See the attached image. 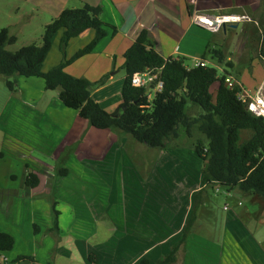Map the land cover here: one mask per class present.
<instances>
[{"label": "crops", "instance_id": "crops-1", "mask_svg": "<svg viewBox=\"0 0 264 264\" xmlns=\"http://www.w3.org/2000/svg\"><path fill=\"white\" fill-rule=\"evenodd\" d=\"M24 1L41 7L39 9L48 13L52 20L68 7L77 9L88 3L101 7L102 20L117 28L115 36L109 34L99 42L92 53L80 58L66 69L70 75L86 78L93 83L100 81L105 75H110L105 85L95 89L92 94L106 111L108 108L115 111L122 103L126 76L123 70L124 55L144 30L148 31L155 49L166 59L194 58L195 62L207 65L210 62V54L206 55L207 51L221 49L226 55V60L233 63V70L237 72L235 78H232L236 86L249 91H252L247 88L249 84L254 85L255 89L264 86V7L261 0ZM20 10L21 8H17V11ZM214 20L218 21L217 25H213ZM63 33L64 30H61L55 37L52 50L54 47L60 50ZM201 34L208 35L206 40L208 42L209 39V42L206 47L204 43L199 46L200 38H203ZM94 37V31L89 30L72 39L65 50L66 57L71 58ZM216 41L223 44L220 45ZM52 50L44 62V72L50 71L64 59L60 50V55L48 61ZM204 55L206 56L203 58ZM55 100L49 105L47 115L54 125L53 128L60 129V142L54 147L44 144L36 145V148L32 146V141L21 142V148L27 147L26 151L30 153L29 158H26L31 163L24 162L25 167L22 169L20 180L15 174H10L11 182L5 186L0 184V208L4 198L6 199L4 209L11 213L7 220L14 227L25 231H30L28 226L31 224L34 235L30 237L37 238L38 243H43L46 239L50 241L52 253L59 249L65 258H71L76 251L88 264H94L88 261L89 255L93 252L98 254L96 264H103L104 260L108 262L107 264H119L118 261L125 258L119 252L122 239L127 245L140 246L139 254L129 258H132L130 264H141L145 259L150 264H157L165 259L181 244L184 228L194 209L192 204L197 189L193 188L188 192L189 206L185 209L179 204V195L164 184L159 173L161 168L155 170L154 167L150 169L144 167L139 168L144 176L143 198L131 202L130 199H126L123 192L122 199V189H118L113 173L130 179L129 175L134 176L138 172L134 165H140L136 163L138 162L136 156L129 157L122 153L121 148L124 146L122 143H126L128 137L119 131L90 127L86 120L80 118L77 111H72L64 107L60 100ZM36 115L38 121L39 115ZM70 144L71 146L77 144V148L74 154L67 157L68 175L58 177L60 183L57 210L60 212V231L57 233L53 231L54 200L51 201L50 198L54 181L50 172L53 167H50V163L55 158L58 159ZM114 147L116 153L113 152ZM0 157H3L2 152ZM153 160L154 162H150V158L142 159L144 165L147 162L156 165L157 159ZM89 162L106 166L108 164V168H103L101 176L95 173V177L89 178L90 170L87 167ZM161 162L165 163V160ZM36 167H39L38 170ZM92 169L95 171L100 168L95 166ZM93 171L91 173H94ZM30 172L38 173L41 178L40 185L35 189L26 186V177ZM88 179L91 180L89 183ZM92 182L94 184H90ZM203 199L205 198H201L199 205L204 202ZM27 216L29 218L27 223L21 225L20 222ZM7 232L15 239L13 249L15 250L16 234L19 231ZM55 234L58 239L57 246L54 247ZM99 238L103 239L102 245L104 242L112 243L110 255L104 253L102 245H96ZM198 240L193 233L189 235L185 244L180 246L174 264H212L193 251L192 248ZM60 243L63 245L58 248ZM208 255L207 259H214L210 256L211 253ZM22 256L31 257L29 254H19V257ZM224 256L223 253L217 255L219 264L225 260ZM6 261H9L7 256L0 254V264H5ZM33 264L38 263L36 261Z\"/></svg>", "mask_w": 264, "mask_h": 264}, {"label": "trees", "instance_id": "trees-1", "mask_svg": "<svg viewBox=\"0 0 264 264\" xmlns=\"http://www.w3.org/2000/svg\"><path fill=\"white\" fill-rule=\"evenodd\" d=\"M264 7V0H261ZM64 30L60 42L63 61L44 72L43 65L52 50L55 37ZM92 30L94 39L84 48L67 58L65 50L69 42ZM117 28L102 20V8L84 3L81 8L65 9L46 27L41 46L29 45L12 52L8 46L17 42L7 28L0 31V79L8 78L10 91H16L17 76L24 78H41L46 90L59 91V100L64 107L78 112L90 127L98 130L119 131L130 135L134 140L153 149L166 150L172 139L179 137L178 131L184 128L187 136L193 139V128L198 124L202 138L193 143L196 155L203 160L202 172L204 185H220L233 192L239 190L249 196L264 199V117L257 116L249 110L248 105L240 98V87H230L227 68H234L231 61L221 49L208 50L212 58L224 67V74L219 75L214 65L189 67L185 58H164L156 49L153 40L144 30L133 45L126 51L125 81L122 90V103L109 113L92 97L95 89L105 85L110 75H105L98 82L86 78H77L66 72L67 67L80 58L92 53L99 42L109 34L115 36ZM204 55L203 58L206 56ZM151 71L159 76L164 88L149 99L151 90L157 82L147 86L136 87L133 77L137 73ZM14 78V81L10 78ZM218 84L216 99L212 87ZM200 110L199 117L191 118L189 107ZM251 135L245 141L242 133ZM63 168L58 177L68 175ZM41 183L40 175L30 172L26 177V186L35 189ZM57 184H54L51 197L54 198L53 231L59 233V216L57 210ZM203 191V190H202ZM198 195H195L197 201ZM53 201V199H52ZM198 202V201H197ZM200 203V202H199ZM198 206V204H197ZM196 207V206H195ZM184 228L181 244L157 264H174L181 245L189 237L195 223L196 208ZM36 229V227H35ZM15 239L0 229V252L14 249ZM33 257H19L17 262ZM98 254L91 253L90 263L96 264ZM141 264H150L147 259Z\"/></svg>", "mask_w": 264, "mask_h": 264}, {"label": "rangeland", "instance_id": "rangeland-1", "mask_svg": "<svg viewBox=\"0 0 264 264\" xmlns=\"http://www.w3.org/2000/svg\"><path fill=\"white\" fill-rule=\"evenodd\" d=\"M81 7L82 5L79 8ZM17 8H21L20 12L17 11ZM39 8L41 7L28 4L24 0H0V31L7 28L12 35L17 37V42L7 47L9 51L15 52L24 46L33 44L41 46L43 44L46 27L52 23L54 19L52 20L48 13L43 12V10ZM201 36L203 38H200L201 42L199 46L204 43L206 47L209 42V39L208 42L206 40L208 35L201 34ZM216 42L220 45L223 44L221 41ZM57 55H60V50L54 47L48 61H51ZM195 60L194 58H189L185 63L187 66L193 67L197 63ZM209 61L207 65H215L219 75L222 76L224 74L222 65L218 64V62L212 58V55H210ZM227 71V77L231 79L232 86L236 88L235 82L232 79L237 75L236 70L227 68ZM14 78L15 77L10 78V80L14 81ZM16 79L17 86L14 92L10 91L7 86L8 78L2 77L0 79V152L3 154V157H0V184L2 186L11 182L9 179L10 174H15L18 180H20L22 169L25 167L24 162L31 163L28 159L30 153L26 151L27 147L24 149L21 148V142H28V140L32 141V146L34 148H36V145L44 144H49L50 147H54L60 142V129L53 128L54 125H52L50 117L47 115L49 114V112L47 113L49 105L54 103L56 101L55 99L59 101V91L46 90L45 83L41 78H24L17 76ZM253 87L254 85L249 84L247 88L252 89V93H260L258 94L260 96L264 94V86L260 89H255ZM217 88L218 84L212 87L214 101L216 99ZM154 94L155 92L151 90V98H153ZM192 106L193 105L189 103V107ZM107 110L109 113L114 112L112 108H108ZM199 113L200 110L197 107H192L189 110L191 118L199 117ZM36 114L39 115L38 121L36 120ZM195 125L196 126L192 129L193 139L187 136L184 128H180L178 131L179 137L177 139H172L166 150L149 148L134 140L130 135L125 134L128 139L126 143H122V145H124L121 148L122 153L129 157L136 156L135 158L138 160L136 163H140V165L132 164L136 167L138 172H136L134 176L129 175L130 179H125V176L122 178V175L119 176L113 173L118 189H122L121 198L123 199L124 192V194H126V199H130L131 202L139 201L140 198L142 199L145 192L142 183L144 176L141 174L142 170L139 171V168L143 169L147 167L150 169L154 167L155 170L161 168L159 173L164 184L173 190V193L177 194V196L179 195V204L185 209L189 206L188 192L193 188L198 191V202L194 197L192 204L193 207L196 206V219L190 229L191 233H189L190 235L193 233L194 236L200 240H198V243L192 248L193 251L196 252V255L202 256L212 264H219L217 255L222 253L225 254V260L222 264H264V199L258 196L243 194L239 190L230 192L227 188L217 184L209 186L203 184L202 172L204 163L203 160L196 155L193 146L195 140L202 138V135L198 131V124ZM250 135L251 134L248 132H243L242 140H247ZM76 145L77 144L71 146L70 144L68 149L63 152L58 159L55 158L53 162L50 163V167H53L52 170H50L54 181L53 187L55 182L57 184V195L59 194L58 183H60V180H58V173L63 168H67V157H69L70 154H74L77 148ZM113 152H117L115 147ZM33 155L34 154H31V156ZM145 158H150V162H154L153 158H155L157 159V164L155 165V163L147 162L144 165L142 159ZM163 159L165 163L161 162L164 161ZM89 163L90 164L87 165L90 170L88 171L89 178L95 177L96 174L101 176L103 168H108V164L107 166L102 164L105 165L102 166L101 163ZM95 166L100 169L93 171L92 168ZM38 168L39 167H36L37 170ZM91 171L94 173H91ZM39 172L40 171H38V173ZM89 181L91 180L88 179L87 183H89ZM90 184H94V182ZM201 198L205 199H203L204 202L199 205ZM52 199L54 200L53 197L50 198L51 201ZM5 201L6 199L2 198L0 229L2 231H19V233L16 234L15 250L0 252V254L3 253L4 257L7 256L9 260L6 261L5 264H33L36 261L38 264H88L81 259V255L76 251L75 255L71 258H65L59 252V249L52 253L50 241L46 239L43 240V243H38L37 238L30 237L34 235V233H32L34 230H32L33 227H31V224L28 226L30 231L20 230V228L14 227L13 224L7 220V217L11 216V213L5 211ZM57 201H59L58 196ZM62 204L63 202L61 206ZM27 219H29L28 216L24 217L20 224L24 225V223H27ZM57 239L58 236L55 234L54 247L57 246ZM102 243V238H99V243L96 241V245L101 246ZM62 245L63 244L60 243L58 248H61ZM111 247L112 243L106 244L104 242L102 250H104V253L106 252L110 255ZM139 249V245H127L125 240L122 239L119 252L122 257L124 255L125 258L118 261L119 264L121 262L130 264L132 258H129L139 254ZM210 253V256L214 257L212 260L211 258L207 259ZM19 254H29V256L35 257L36 259L33 258V261L25 259L17 263ZM3 262L5 261L3 260ZM107 263L108 262L105 260L103 261V264Z\"/></svg>", "mask_w": 264, "mask_h": 264}, {"label": "built area", "instance_id": "built-area-1", "mask_svg": "<svg viewBox=\"0 0 264 264\" xmlns=\"http://www.w3.org/2000/svg\"><path fill=\"white\" fill-rule=\"evenodd\" d=\"M212 24V23H211ZM199 65H206L203 64L202 62H197L195 66ZM155 89L153 91L156 92H161L164 88L163 82H159V76L154 75L151 71H145L143 73H137L133 77V85L136 87H145L151 85V83L157 82ZM226 83L228 86H231V79H227ZM260 93H252V91L242 89L240 92V98L241 100L248 105V108L250 111H252L254 114L257 116H262L264 117V94L262 96L258 95ZM149 99H151V96L149 95Z\"/></svg>", "mask_w": 264, "mask_h": 264}, {"label": "water", "instance_id": "water-1", "mask_svg": "<svg viewBox=\"0 0 264 264\" xmlns=\"http://www.w3.org/2000/svg\"><path fill=\"white\" fill-rule=\"evenodd\" d=\"M212 22H213V25H217L218 24V21L217 20H214ZM147 89L149 90V86H147Z\"/></svg>", "mask_w": 264, "mask_h": 264}]
</instances>
